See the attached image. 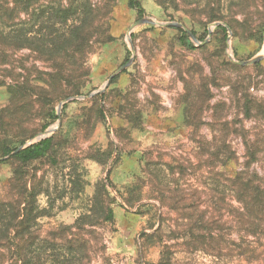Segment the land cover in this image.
I'll return each mask as SVG.
<instances>
[{"label": "rangeland", "instance_id": "1", "mask_svg": "<svg viewBox=\"0 0 264 264\" xmlns=\"http://www.w3.org/2000/svg\"><path fill=\"white\" fill-rule=\"evenodd\" d=\"M140 1L145 8L142 16L129 7L128 0H0V7L12 10V23H32L34 39L39 32L47 34L41 30L42 19L62 8L76 10L69 23H83L88 36V42L65 44L56 57L44 52L36 40L28 43L29 48H20L0 35V198L14 197L21 200L20 209H31V198L23 196L21 185L26 181L44 212L37 219L36 236L50 241L63 238L80 253V264H157L164 245L169 246L168 264H225L200 252H182L176 239L170 236L162 242L153 234L162 215L177 216L167 208L177 185L189 195L197 182L193 167L182 175L178 169L174 172L176 165L194 161V139L211 138L213 111L207 102L201 100L190 119L184 116L182 77L205 82L210 58L220 52L228 57V49L233 54L236 50V59L244 61L264 53V30L261 42L254 36L264 15L250 10L252 14L241 15L247 28L244 36L234 37L229 28L224 44L215 36L210 46L198 49L212 40L215 28L208 38L209 25L221 22H207L205 0ZM143 16L182 23L192 34L194 30L196 41L184 29L197 48L181 46L175 27L145 24L130 32ZM132 46L133 62L117 72L132 58ZM214 61L217 71H225L218 58ZM67 66L74 70L62 72ZM24 67L29 69L25 76L32 90L25 107L20 94L10 107L7 87L14 80L4 75ZM262 85L259 95H264ZM75 89L78 94L71 93ZM213 91L217 99L228 97L226 88ZM67 99L58 124L59 108ZM227 113L233 119L235 113ZM55 125L53 149L46 157L22 165L10 158L16 150L2 155L3 145L21 147L19 140L27 143ZM229 139L242 157L241 139L234 134ZM11 178L14 184L10 185ZM44 257V264H58L49 254Z\"/></svg>", "mask_w": 264, "mask_h": 264}, {"label": "trees", "instance_id": "2", "mask_svg": "<svg viewBox=\"0 0 264 264\" xmlns=\"http://www.w3.org/2000/svg\"><path fill=\"white\" fill-rule=\"evenodd\" d=\"M204 8L207 12V22L221 21L231 28L234 37H242L246 22L241 15H249L255 10L264 15V0H205ZM130 8L139 16L145 14V8L140 0H128ZM10 12V13H9ZM2 13L8 14L5 19ZM2 14V15H1ZM76 10L69 8L55 10L52 15L42 19L41 30L47 31L45 36L39 32L37 39L32 37V23L27 20L21 23H12V10L0 7V35L20 48H29L28 43L36 40L51 56L60 57L61 50L66 44L88 42L86 28L69 23ZM45 14H40L44 17ZM75 18V17H74ZM46 24V25H44ZM228 27L218 25L212 34V40L198 47L205 49L210 46L214 37H221V43L227 40ZM179 36L177 42L184 48L196 49L187 32L175 27ZM264 30V20L261 29L254 36L261 42ZM193 34L197 33L193 30ZM76 50H72V55ZM71 52L65 49V56ZM212 57V55H211ZM234 57L238 58L236 50ZM218 58L225 71H217L215 65ZM210 74L205 82L198 79L182 80L186 87V94L182 96L184 116L191 118L198 112L199 102L212 110L210 139H194V161L189 166L176 165L179 174L185 173L188 168H194L197 182L191 185L188 195L182 185H177L168 205L170 211L175 210V219L162 215V221L154 236L160 241L172 237L178 242V250L186 253H203L220 262L229 264L234 261L239 264H264V95H259V85L264 86V61L251 66H240L224 55V52L215 54L209 61ZM18 71L15 68L7 71L5 77H10L14 83L10 84V104L15 106L19 94L20 103L25 107L28 93L32 90L25 72L28 68ZM60 70V69H59ZM67 73L74 70L67 66L61 69ZM24 72V73H22ZM41 86L40 89H45ZM227 89L228 97L217 99L214 89ZM78 94L79 89L71 91ZM70 93V94H71ZM235 113L233 119H228V113ZM219 113L223 115H218ZM57 118L56 114H53ZM250 123V125H248ZM260 125V126H258ZM198 133V132H197ZM196 133V135H197ZM236 135L241 139L243 147L242 157L239 156L230 136ZM53 136L46 137L11 155V159L22 165L46 157L53 149ZM25 144V139L18 141ZM7 143H13L7 141ZM19 146L5 144L2 155L6 156L18 149ZM180 160V159H178ZM196 160V163H195ZM206 173V174H205ZM205 180L199 183L201 178ZM14 179H10V185ZM23 196L31 198V209H20V201L14 197L0 198V264H44L45 255L49 254L58 264H80L76 249L70 248L64 239L36 236L37 219L44 212L37 205V194L30 193L28 183L22 181ZM189 197V198H188ZM24 210L20 217V211ZM168 210V211H169ZM163 213V212H162ZM108 218L113 219L110 210ZM173 221V222H171ZM68 226L67 228H73ZM169 246L164 245L161 258L157 264L170 262Z\"/></svg>", "mask_w": 264, "mask_h": 264}, {"label": "water", "instance_id": "3", "mask_svg": "<svg viewBox=\"0 0 264 264\" xmlns=\"http://www.w3.org/2000/svg\"><path fill=\"white\" fill-rule=\"evenodd\" d=\"M145 24H152V25H156V26H159V27H179V28H183L185 29L189 34H190V37L196 41V39L194 38V35L187 29L184 27V25L182 23H179V22H160L152 17H149V16H143L141 18H139L138 20H136L131 26H130V32L132 30H134L135 28H137L138 26H141V25H145ZM218 25H224L226 27L227 24L223 23V22H214L212 24L209 25V37H211V33H212V30L217 27ZM229 29V27H228ZM131 33H129V38H131L130 35ZM132 53H133V56L132 58L127 62L125 63L123 66H121V68H119V70L117 72H121L123 71L124 69H126L128 66L131 65V63L133 62L134 60V54H135V51H134V47L132 46ZM227 55L229 57V59L240 65V66H248V65H253V64H256L258 63L259 61H261V59L264 57V53L262 54H259V55H256L255 57H253L252 59L250 60H238L234 57V54L232 53V51L230 49L227 50ZM112 78V77H111ZM76 98H84V97H76ZM70 99H67L65 100L62 104H61V107L59 108V111H58V115H59V123L60 124V115H61V110H62V105L68 101ZM57 125L55 126H52V127H49L47 128L46 130H44L42 133L38 134L37 136H35L34 138H32L29 142L25 143L24 145H22L21 147H19L15 152L21 150V149H24L25 147L31 145V144H34L46 137H49L51 136V132L56 128Z\"/></svg>", "mask_w": 264, "mask_h": 264}]
</instances>
